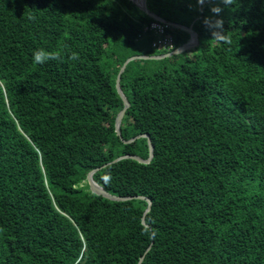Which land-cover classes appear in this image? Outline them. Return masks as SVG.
I'll return each instance as SVG.
<instances>
[{
	"label": "trees",
	"instance_id": "16d2710c",
	"mask_svg": "<svg viewBox=\"0 0 264 264\" xmlns=\"http://www.w3.org/2000/svg\"><path fill=\"white\" fill-rule=\"evenodd\" d=\"M0 0V264H264V0ZM175 48L190 33L170 24ZM164 36V35H163ZM147 42V43H146ZM61 59L33 61L35 51ZM79 59L72 60V53ZM149 162L120 155H149ZM117 195L92 190L88 173Z\"/></svg>",
	"mask_w": 264,
	"mask_h": 264
},
{
	"label": "water",
	"instance_id": "95a60500",
	"mask_svg": "<svg viewBox=\"0 0 264 264\" xmlns=\"http://www.w3.org/2000/svg\"><path fill=\"white\" fill-rule=\"evenodd\" d=\"M142 9H144L145 11L149 12L151 14L152 17H154V19H164L163 17L157 15L156 13L152 12L148 6H147V0H141V2H136ZM165 21H167L166 19H164ZM169 24H171L172 26L174 27H177V28H181L185 31H187L188 33H190V39L183 43L182 45H180L179 47H176L175 49L173 50H170L166 53H163V54H159V55H143V54H136V55H132L130 57H128L125 62L123 63V65L121 66L119 72H118V75H117V79H116V87H117V90L119 92V94L121 95V97L123 98V101H124V106L123 108L119 111V113L117 114L116 116V119H115V127H116V130L117 132L120 134L121 133V124H122V120H123V117L128 109V107L130 106V101L128 100L126 94L124 93V91L122 90V87H121V75H122V72L125 70L128 62L132 59H136V58H162V57H166V56H171L173 54H177V53H181L187 49H190L194 46H196L199 42V36H198V32L193 28L192 25H184V24H181V23H178V22H173V21H167ZM140 136H148V144H149V155L148 157L144 158L138 154H132V153H127V154H123V155H120L118 157H116L114 159V161H117L121 158H124V157H133L141 162H149L151 160V158L153 157V154H154V145L150 139V136L146 133H142V134H139L135 137H132L128 140H126L127 142H130L132 140H134L135 138L137 137H140ZM92 173L93 171L89 172L88 174V179H89V182L91 184V187L93 189V191H95L96 193L98 194H102L106 197H109L111 199H130V198H133V197H136V198H144L148 201V206L142 216V220L143 222H145V219H146V213L151 209V205H152V200L150 199V197L146 196V195H128V196H124V195H117V194H114V193H111L109 192L107 189H105L102 185H98L96 183H94L93 179H92ZM144 259V255H142L138 261V264H141L142 261Z\"/></svg>",
	"mask_w": 264,
	"mask_h": 264
},
{
	"label": "clouds",
	"instance_id": "9594fccd",
	"mask_svg": "<svg viewBox=\"0 0 264 264\" xmlns=\"http://www.w3.org/2000/svg\"><path fill=\"white\" fill-rule=\"evenodd\" d=\"M195 3L198 6H200L201 9L206 3L212 5V7L210 8V12L213 13L214 15L205 17L203 20V23L212 32L213 38H216V39H218L224 43L230 44L231 40L225 34V31H224L225 30L224 21L222 18H219V14L223 10L219 5L223 4L225 7L232 6V5H234L235 0H195ZM59 59H61V57H60V54L58 52L57 53H48V52H45L43 49L37 50L33 54V61L36 64H44L48 60H59ZM70 59L78 60L79 54L75 53V52L72 53L70 56ZM97 170H98V167L91 170V171H93L92 179H93L94 183H96L98 185H102L99 182H97L93 177L94 172ZM87 181L91 187V184H90L89 179H88V175H87ZM102 186L104 187V185H102Z\"/></svg>",
	"mask_w": 264,
	"mask_h": 264
},
{
	"label": "built area",
	"instance_id": "2783aa9c",
	"mask_svg": "<svg viewBox=\"0 0 264 264\" xmlns=\"http://www.w3.org/2000/svg\"><path fill=\"white\" fill-rule=\"evenodd\" d=\"M162 21H153L151 23V28L155 29L158 34H160V37L158 36L157 39L153 41V47L158 49H168V51L175 49L174 39L171 34H162L165 32L166 27L170 24L165 21L164 19H161ZM164 35V36H163Z\"/></svg>",
	"mask_w": 264,
	"mask_h": 264
},
{
	"label": "bare ground",
	"instance_id": "6f19581e",
	"mask_svg": "<svg viewBox=\"0 0 264 264\" xmlns=\"http://www.w3.org/2000/svg\"><path fill=\"white\" fill-rule=\"evenodd\" d=\"M137 2H141V0H137Z\"/></svg>",
	"mask_w": 264,
	"mask_h": 264
},
{
	"label": "rangeland",
	"instance_id": "374dc122",
	"mask_svg": "<svg viewBox=\"0 0 264 264\" xmlns=\"http://www.w3.org/2000/svg\"><path fill=\"white\" fill-rule=\"evenodd\" d=\"M135 2H137V0H134ZM147 43V42H146Z\"/></svg>",
	"mask_w": 264,
	"mask_h": 264
}]
</instances>
